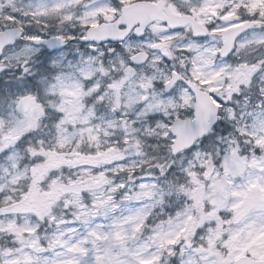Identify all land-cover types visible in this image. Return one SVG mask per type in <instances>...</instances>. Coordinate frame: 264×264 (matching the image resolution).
<instances>
[{"label": "snow or ice", "instance_id": "snow-or-ice-1", "mask_svg": "<svg viewBox=\"0 0 264 264\" xmlns=\"http://www.w3.org/2000/svg\"><path fill=\"white\" fill-rule=\"evenodd\" d=\"M0 264H264V0H0Z\"/></svg>", "mask_w": 264, "mask_h": 264}]
</instances>
